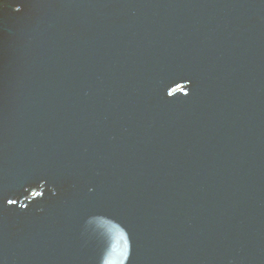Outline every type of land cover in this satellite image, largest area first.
Listing matches in <instances>:
<instances>
[{
    "label": "water",
    "instance_id": "water-1",
    "mask_svg": "<svg viewBox=\"0 0 264 264\" xmlns=\"http://www.w3.org/2000/svg\"><path fill=\"white\" fill-rule=\"evenodd\" d=\"M0 264H264V0H0Z\"/></svg>",
    "mask_w": 264,
    "mask_h": 264
},
{
    "label": "snow or ice",
    "instance_id": "snow-or-ice-1",
    "mask_svg": "<svg viewBox=\"0 0 264 264\" xmlns=\"http://www.w3.org/2000/svg\"><path fill=\"white\" fill-rule=\"evenodd\" d=\"M9 203H12V201H11V200H9Z\"/></svg>",
    "mask_w": 264,
    "mask_h": 264
}]
</instances>
